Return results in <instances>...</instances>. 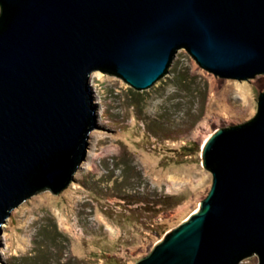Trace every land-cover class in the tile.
<instances>
[{
	"label": "water",
	"instance_id": "95a60500",
	"mask_svg": "<svg viewBox=\"0 0 264 264\" xmlns=\"http://www.w3.org/2000/svg\"><path fill=\"white\" fill-rule=\"evenodd\" d=\"M181 49L215 76L264 74V0H0V246L12 211L57 194L99 131L91 75L142 91ZM198 210L136 264H264V92L250 120L204 143Z\"/></svg>",
	"mask_w": 264,
	"mask_h": 264
},
{
	"label": "rangeland",
	"instance_id": "374dc122",
	"mask_svg": "<svg viewBox=\"0 0 264 264\" xmlns=\"http://www.w3.org/2000/svg\"><path fill=\"white\" fill-rule=\"evenodd\" d=\"M91 85L99 131L85 160L61 192L43 190L12 211L0 264H136L208 196L204 143L257 114L264 74L218 77L181 49L151 89L101 71Z\"/></svg>",
	"mask_w": 264,
	"mask_h": 264
},
{
	"label": "bare ground",
	"instance_id": "6f19581e",
	"mask_svg": "<svg viewBox=\"0 0 264 264\" xmlns=\"http://www.w3.org/2000/svg\"><path fill=\"white\" fill-rule=\"evenodd\" d=\"M238 93H239V95H240L241 97H243L244 99H245V98L247 99V97H246V93H245V90H244V89H240Z\"/></svg>",
	"mask_w": 264,
	"mask_h": 264
}]
</instances>
